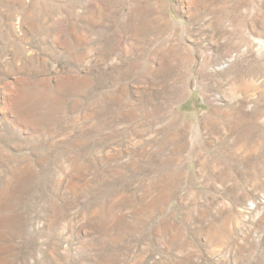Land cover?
<instances>
[{
    "label": "rangeland",
    "instance_id": "obj_1",
    "mask_svg": "<svg viewBox=\"0 0 264 264\" xmlns=\"http://www.w3.org/2000/svg\"><path fill=\"white\" fill-rule=\"evenodd\" d=\"M0 264H264V0H0Z\"/></svg>",
    "mask_w": 264,
    "mask_h": 264
},
{
    "label": "bare ground",
    "instance_id": "obj_2",
    "mask_svg": "<svg viewBox=\"0 0 264 264\" xmlns=\"http://www.w3.org/2000/svg\"><path fill=\"white\" fill-rule=\"evenodd\" d=\"M213 43V42H212ZM251 82H252V78H251ZM248 83H250V82H248ZM249 85V84H248ZM257 85V84H256ZM252 86H254V85H252Z\"/></svg>",
    "mask_w": 264,
    "mask_h": 264
}]
</instances>
